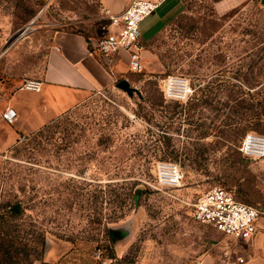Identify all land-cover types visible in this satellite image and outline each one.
I'll return each instance as SVG.
<instances>
[{
    "label": "rangeland",
    "instance_id": "rangeland-1",
    "mask_svg": "<svg viewBox=\"0 0 264 264\" xmlns=\"http://www.w3.org/2000/svg\"><path fill=\"white\" fill-rule=\"evenodd\" d=\"M183 2L156 30L153 15L140 23L141 71L115 56L108 87L0 152V242L27 243L28 262L193 264L223 255L235 243L191 217L214 185L264 217V155L243 150L248 134L264 138V0L223 13L211 0ZM106 23L102 0H0V87L36 79L55 32L96 42ZM168 77L187 80V100L167 97ZM123 78L138 93L118 88ZM162 162L181 167L177 186L157 182Z\"/></svg>",
    "mask_w": 264,
    "mask_h": 264
},
{
    "label": "crops",
    "instance_id": "crops-1",
    "mask_svg": "<svg viewBox=\"0 0 264 264\" xmlns=\"http://www.w3.org/2000/svg\"><path fill=\"white\" fill-rule=\"evenodd\" d=\"M102 1L104 9L111 13L120 12L129 2ZM247 1L211 0L214 9L219 13ZM183 4V0H167L151 14L155 21H158L155 30ZM92 43L82 34L57 31L52 37V45L47 50L43 68L36 77L42 81L40 90L22 88L21 82L14 78L0 87V152L7 151L17 144L22 136L38 131L73 108L91 92L111 84L114 76L113 58L116 55L98 56L90 50ZM121 55L124 54L121 52ZM7 107H13L17 112L13 124L6 123L1 117ZM230 239L235 244L233 247H227L223 255L216 256L207 252L200 255L193 264H264V217L258 218L257 232L250 240ZM238 257H241L243 262L240 263ZM32 264L50 263L43 260Z\"/></svg>",
    "mask_w": 264,
    "mask_h": 264
},
{
    "label": "built area",
    "instance_id": "built-area-1",
    "mask_svg": "<svg viewBox=\"0 0 264 264\" xmlns=\"http://www.w3.org/2000/svg\"><path fill=\"white\" fill-rule=\"evenodd\" d=\"M166 1L129 0L118 13L104 9L107 30L101 38L92 43V52L98 56H120L122 52L128 69L132 72L141 71L144 47L140 37V23ZM185 81L183 87L166 85L167 97L177 101L187 100L191 89L187 80ZM41 86L40 79H29L21 85L22 88L33 91L40 90ZM16 116L17 112L13 107H7L1 115L8 124H13ZM246 138L243 150L252 155L245 149ZM155 176L159 184L173 187L182 181L184 174L178 164L162 162L157 165ZM260 214L257 207L237 200L232 191L218 185L211 186L198 195L191 208V217L196 223L209 226L226 237L240 241H248L256 234ZM238 261L241 263L243 259L238 257Z\"/></svg>",
    "mask_w": 264,
    "mask_h": 264
},
{
    "label": "trees",
    "instance_id": "trees-1",
    "mask_svg": "<svg viewBox=\"0 0 264 264\" xmlns=\"http://www.w3.org/2000/svg\"><path fill=\"white\" fill-rule=\"evenodd\" d=\"M88 42H89V40H88ZM90 50L92 51L91 46H90ZM50 126L51 125H49V124L44 125L41 129L32 133L33 136H37V135L39 136V135L43 134L45 130L50 128ZM22 138L23 139L27 138V136H22ZM161 138H164V137L161 135ZM143 192H144V190L141 188H137L134 190V192H132L133 205L139 204V200H137V199L139 198V196ZM123 202H124L123 200L120 201V203H123ZM10 211L12 214H18V212H19V211H17V209H14V206H12L10 208ZM3 217H4V215L1 213L0 219L4 220ZM118 217L119 216H117L116 218H118ZM0 224H3V221L0 222ZM1 228L2 227H0V231H1ZM110 232L111 231L109 230V233ZM16 237L17 236L9 235L5 242H3V241L0 242V255H1L0 264H32V263L28 262L29 252L26 248L27 243L24 245L16 244V242H15ZM44 245H45V243H44V240L42 239L41 248H44Z\"/></svg>",
    "mask_w": 264,
    "mask_h": 264
},
{
    "label": "bare ground",
    "instance_id": "bare-ground-1",
    "mask_svg": "<svg viewBox=\"0 0 264 264\" xmlns=\"http://www.w3.org/2000/svg\"><path fill=\"white\" fill-rule=\"evenodd\" d=\"M186 84L184 79L171 78L168 81V86L174 87H183ZM247 152L253 156H262L264 155V138L254 135H250L246 138V147Z\"/></svg>",
    "mask_w": 264,
    "mask_h": 264
},
{
    "label": "water",
    "instance_id": "water-1",
    "mask_svg": "<svg viewBox=\"0 0 264 264\" xmlns=\"http://www.w3.org/2000/svg\"><path fill=\"white\" fill-rule=\"evenodd\" d=\"M116 86L120 89H122L123 91H125L127 93L128 96H131L133 94V92L138 93V89H136L135 87H131L129 85V82L127 79H120L118 82H116ZM264 114V112H263ZM14 209H18V205H14Z\"/></svg>",
    "mask_w": 264,
    "mask_h": 264
}]
</instances>
